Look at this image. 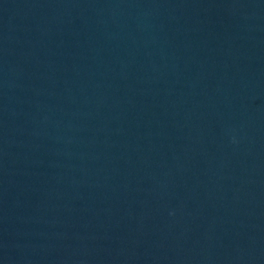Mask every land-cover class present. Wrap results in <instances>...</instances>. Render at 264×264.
Instances as JSON below:
<instances>
[{"label":"water","instance_id":"water-1","mask_svg":"<svg viewBox=\"0 0 264 264\" xmlns=\"http://www.w3.org/2000/svg\"><path fill=\"white\" fill-rule=\"evenodd\" d=\"M0 264H264V0H0Z\"/></svg>","mask_w":264,"mask_h":264}]
</instances>
